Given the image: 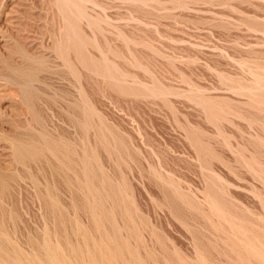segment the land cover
I'll return each instance as SVG.
<instances>
[{
  "label": "rangeland",
  "instance_id": "374dc122",
  "mask_svg": "<svg viewBox=\"0 0 264 264\" xmlns=\"http://www.w3.org/2000/svg\"><path fill=\"white\" fill-rule=\"evenodd\" d=\"M0 240L264 264V0H0Z\"/></svg>",
  "mask_w": 264,
  "mask_h": 264
},
{
  "label": "bare ground",
  "instance_id": "6f19581e",
  "mask_svg": "<svg viewBox=\"0 0 264 264\" xmlns=\"http://www.w3.org/2000/svg\"><path fill=\"white\" fill-rule=\"evenodd\" d=\"M74 45H75V44H74ZM75 51H76V50H75ZM62 55H63V54H62ZM85 103H86V102H85ZM84 106H85V105H84ZM73 107H74V106H73ZM82 108H84V107H82ZM85 111H86V110H85ZM85 115H86V114H85ZM92 115H93V114H92ZM88 117H89V116H88ZM80 119H81V118H80ZM93 122H94V121H93ZM89 123H90V122H89ZM86 129H87V128H86ZM98 129H99V128H98ZM87 132H88V131H87ZM104 134H105V133H104ZM42 138H43V137H42ZM42 141H43V140H42ZM31 142H32V141H31ZM20 145H21V144H20ZM20 145H19V146H20ZM32 145H33V144H32ZM32 145H31V146H32ZM16 146H17V145H16ZM47 146H48V145H47ZM50 146H51V145H49V147H50ZM17 147H18V146H17ZM28 147H29V146H28ZM55 147H56V145H55ZM55 147H54V148H55ZM15 148H16V147H15ZM24 148H26V146H25ZM30 148H31V147H30ZM33 148H35V146H34ZM31 149H32V148H31ZM104 149H105V148H104ZM27 150H29V149H27ZM57 150H58V149H57ZM21 151H22V150H21ZM48 151H49V150H48ZM25 152H26V151H25ZM29 152H30V151H29ZM29 152H28V153H29ZM39 152H40V151H39ZM23 153H24V152H23ZM30 153H31V152H30ZM30 153H29V154H30ZM36 153H37V152H36ZM14 154H15V153H14ZM32 154H34V151H32ZM16 155H17V154H16ZM22 155H23V154H22ZM22 155H20V156H22ZM131 155H132V154H131ZM26 156H29V155L26 153L25 157H26ZM109 156H110V155H109ZM15 157H16V156H15ZM15 157H14V158H15ZM34 157H35V156H34ZM37 157H38V156H37ZM63 157H64V156H63ZM85 157H86V156H85ZM18 158H19V157H17V160H18ZM21 158H22V157H20V160H21ZM26 158L29 159L30 157H29V158L26 157ZM32 158H33V156H32ZM54 158H55V157H54ZM32 160H33V159H32ZM44 160H45V159H44ZM56 160H57V159H56ZM58 163H59V162H58ZM59 164H60V163H59ZM97 164H98V163H97ZM73 165H74V164H73ZM81 165H82V164H81ZM84 167H85V166H84ZM76 168H77V167H76ZM90 168H91V167H90ZM60 169H61V168H60ZM60 171H61V170H60ZM79 171H80V170H79ZM83 172H84V171H83ZM83 172H82V173H83ZM101 172H102V171H101ZM83 175H84V174H83ZM79 176H80V175H79ZM75 177H76V176H75ZM87 177H88V176H87ZM106 179H107V178H106ZM88 180H89V179H88ZM85 182H86V181H85ZM88 182H89V181H88ZM117 182H118V181H117ZM92 183H93V182H92ZM77 184H78V183H77ZM88 184H89V183H88ZM122 186H123V185H122ZM80 187H81V186H80ZM87 188H88V187H87ZM85 189H86V188H85ZM46 191H47V190H46ZM111 191H112V190H111ZM123 191H124V190H123ZM124 192H125V191H124ZM41 195H42V194H41ZM102 195H103V194H102ZM121 199H122V198H121ZM1 205H2V204H1ZM57 207H58V206H57ZM51 209H53V208H51ZM92 211H94V210H92ZM10 213H11V212H10ZM15 215H16V214H15ZM52 215H53V214H52ZM112 215H113V214H112ZM55 216H56V215H55ZM11 217H12V215H11ZM60 217H61V216H60ZM68 217H69V216H68ZM73 218H74V217H73ZM99 218H100V217H99ZM10 219H11V218H10ZM19 219H20V218H19ZM56 219H57V217H56ZM62 219H63V218H62ZM66 221H67V220H66ZM11 222H12V221H11ZM57 222H58V221H57ZM63 223H65V222H62V225H63ZM69 223H70V222H69ZM54 224H55V223H54ZM75 224H76V223H75ZM95 225H97V224H95ZM99 225H101L100 222H99ZM59 226H60V225H59ZM74 226H75V225H74ZM97 227H98V226H97ZM50 228H51V227H50ZM60 228H61V227H60ZM60 228H59V229H60ZM52 229H53V228H52ZM103 230H105V229H103ZM40 231H42V230H40ZM78 231H79V230H78ZM26 232H27V231H26ZM66 232H67V231H66ZM1 234H2V233H1ZM26 234H27V233H26ZM42 234H43V233H42ZM12 235H13V234H12ZM4 236H5V234H4ZM5 237H6V236H5ZM2 238H3V237H2ZM7 238H8V237H7ZM81 238H82V237H81ZM3 239H4V238H3ZM14 239H15V238H14ZM55 239H56V238H55ZM43 240H45V238H43ZM43 240H42V242H43L42 244H43L44 246H46L47 244L45 245V244H44L45 241H43ZM93 240H94V239H93ZM124 240H125V239H124ZM12 241H13V240H12ZM35 241H38V240H35ZM50 241H51V240H50ZM53 241H54V238H53ZM14 242H15V241H14ZM14 242H13V243H14ZM33 242H34V241H33ZM35 243H36V242H35ZM37 243H38V242H37ZM37 243H36V244H37ZM45 243H48V241L45 242ZM11 244H12V243H11ZM18 244H19V243H18ZM18 244H17V245H18ZM36 244H35V245H36ZM38 244H39V243H38ZM42 244H41V245H42ZM58 244H59V243H58ZM41 245L39 246L40 249H41ZM56 245H57V244H56ZM56 245H55V246H56ZM105 245H106V244H105ZM110 245H111V244H110ZM2 246H3V245H2V242H1V240H0V247L2 248ZM6 246L10 247L9 245H6ZM55 246H54V247H55ZM57 246H58V245H57ZM70 246H71V245H70ZM8 247H7V248H8ZM46 247H50V250H51V246L47 245ZM54 247H53V248H54ZM110 247H111V246H110ZM121 247H122V246H121ZM15 248L18 249V247H16V246H15ZM42 248H44V247L42 246ZM8 249H9V248H8ZM10 249H11V248H10ZM10 249H9V252H10ZM17 249H16V250H17ZM37 249H38V248H37ZM48 249H49V248H48ZM55 249H56V248H55ZM57 249H58V248H57ZM118 249H119V248H118ZM11 250H12V249H11ZM16 250H14V251H16ZM43 250H44V249H43ZM45 250H47V249H45ZM53 250H54V249H53ZM125 250H126V249H125ZM7 251H8V250H7ZM59 251H60V250H59ZM61 251H62V250H61ZM9 252H8V253H9ZM16 252H17V251H16ZM44 252H45V251H43V253H44ZM47 252H50V251L48 250ZM47 252H45V253H46L45 255H48ZM52 252H53V251H52ZM52 252H51V253H52ZM2 253H3V252H2ZM43 253H42V255H43ZM54 253H55V252H54ZM127 253H128V252H127ZM13 254H14V256L16 255L15 253H13ZM49 254H50V253H49ZM63 254H64V253H63ZM2 255H4V254H2ZM2 255L0 256V260H6V259H7V258H6L7 256H6V257H5V256L2 257ZM5 255H6V254H5ZM19 255H21V254H19ZM25 255H26V254H25ZM22 256H23V255H22ZM49 256H50V255H49ZM49 256H47V257L50 258ZM51 256H52V255H51ZM27 257H28V256H27ZM35 257H36V256H35ZM45 257H46V256H45ZM47 257H46V258H47ZM38 258H39V256H38ZM55 258H57V257H55ZM139 258H140V257H139ZM9 259H10V257H9ZM11 259H12V258H11ZM57 259H58V258H57ZM57 259H56V260H57ZM82 259H83V258H82ZM14 260H15V259H14ZM34 260H35V259H34ZM16 261L18 262V260H16ZM2 262H3V261H2ZM7 262H8V261H7ZM10 262H11V261H9V263H10ZM13 262H14V261H13ZM17 262H16V263H17ZM19 262H20V261H19ZM19 262H18V264H19ZM5 263H6V262H5ZM11 263H12V262H11ZM40 263H41V262L38 263V261H37V264H40ZM42 263H43V264H52L51 260H45V261L42 262ZM58 263H59V262H58ZM61 263H62V262H61ZM3 264H4V263H3ZM28 264H29V263H28ZM33 264H34V263H33ZM54 264H55V263H54Z\"/></svg>",
  "mask_w": 264,
  "mask_h": 264
}]
</instances>
